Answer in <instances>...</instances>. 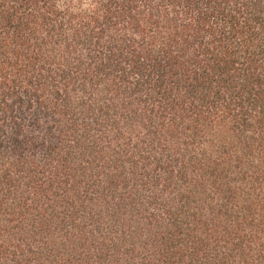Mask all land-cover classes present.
Returning <instances> with one entry per match:
<instances>
[{
    "label": "trees",
    "instance_id": "16d2710c",
    "mask_svg": "<svg viewBox=\"0 0 264 264\" xmlns=\"http://www.w3.org/2000/svg\"><path fill=\"white\" fill-rule=\"evenodd\" d=\"M0 264H264V0H0Z\"/></svg>",
    "mask_w": 264,
    "mask_h": 264
}]
</instances>
